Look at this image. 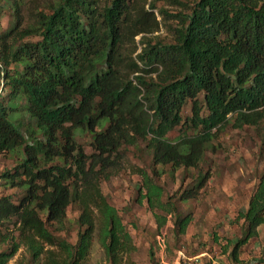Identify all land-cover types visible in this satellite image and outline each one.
<instances>
[{"label":"trees","instance_id":"16d2710c","mask_svg":"<svg viewBox=\"0 0 264 264\" xmlns=\"http://www.w3.org/2000/svg\"><path fill=\"white\" fill-rule=\"evenodd\" d=\"M4 1L13 23L0 34V82L9 93L0 95V155L17 161L1 174L0 223L16 219L19 237L0 251V264L22 245L29 264H85L98 225L94 208L108 259L122 264L132 236L101 183L121 170L128 148L145 142L151 155L153 175L139 170L140 199L171 212L175 203L164 201L155 181L162 169L199 168L228 124L264 122V0H167L182 6L178 13L161 0ZM162 28L172 39L157 36ZM78 131L91 136V153ZM209 173L201 171L178 199L197 198ZM72 204L80 210L75 243L59 235ZM237 219L243 236L232 258L246 264L241 248L264 224V172ZM191 221V213L176 212V234Z\"/></svg>","mask_w":264,"mask_h":264},{"label":"rangeland","instance_id":"374dc122","mask_svg":"<svg viewBox=\"0 0 264 264\" xmlns=\"http://www.w3.org/2000/svg\"><path fill=\"white\" fill-rule=\"evenodd\" d=\"M3 3L5 1L1 0L0 4ZM158 4L171 13H178L182 9L178 4H168L167 0H161ZM12 23V9L5 3L0 34L10 29ZM156 34L166 41L172 39V34L166 28ZM1 84L2 81L0 95L8 97V90L3 89ZM16 99L19 106H25L24 99ZM9 100L12 101L11 98ZM190 113L191 104H188L184 116ZM77 134L78 141L91 153V136L83 131ZM125 154L121 170L101 183L107 201L117 208L132 236V248L123 254L122 264H234L232 250L243 236L244 228L243 220H238L237 216L241 210L248 208L250 197L264 172V122L257 127L241 129L233 123L228 124L207 149L199 168L176 171L167 165L162 169L161 175L155 176V181L164 189V201L175 203L174 209L168 205L171 212L159 207L152 209L146 200L140 199L139 191L143 189L145 192L140 168L153 175L146 143L129 147ZM16 161L17 157L12 153L0 155V173L15 166ZM207 170L210 172L208 181L200 195L187 202L179 200L184 189L193 184L201 171ZM2 191L10 194L16 192V188L2 186ZM94 210L98 225L85 264H112L101 242L100 214L97 209ZM176 212L192 215L191 223L180 235L176 234ZM79 214L78 205L72 204L68 210L69 224L64 232L59 233L72 243L77 241L79 226L76 220ZM18 226L16 219L3 226L0 223V251L11 245L12 237L18 240ZM4 235L9 238L2 241ZM151 251L154 252L153 259ZM240 259L246 264H264L261 261L264 260V224L259 227V235L241 248ZM29 262V252L22 245L10 264Z\"/></svg>","mask_w":264,"mask_h":264},{"label":"built area","instance_id":"2783aa9c","mask_svg":"<svg viewBox=\"0 0 264 264\" xmlns=\"http://www.w3.org/2000/svg\"><path fill=\"white\" fill-rule=\"evenodd\" d=\"M1 182H2V179H1V173H0V188H1ZM0 196H1V193H0Z\"/></svg>","mask_w":264,"mask_h":264}]
</instances>
